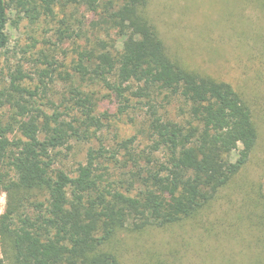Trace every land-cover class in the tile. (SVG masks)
<instances>
[{"label": "trees", "instance_id": "obj_1", "mask_svg": "<svg viewBox=\"0 0 264 264\" xmlns=\"http://www.w3.org/2000/svg\"><path fill=\"white\" fill-rule=\"evenodd\" d=\"M12 3L31 23L60 15L58 37L74 41V56L61 65L66 98L61 106L47 100L52 112L36 102L49 98L44 74L32 91L13 76L6 92L0 264H122L116 238L186 223L245 171L261 132L251 102L176 58L148 14L149 0H0V60ZM106 101L122 112L133 101L146 109L138 133L115 147L100 138ZM173 104L185 121L161 113ZM72 141L93 143L73 172L58 167L59 150ZM122 160L124 178L112 181L111 165Z\"/></svg>", "mask_w": 264, "mask_h": 264}, {"label": "rangeland", "instance_id": "obj_2", "mask_svg": "<svg viewBox=\"0 0 264 264\" xmlns=\"http://www.w3.org/2000/svg\"><path fill=\"white\" fill-rule=\"evenodd\" d=\"M14 5L6 30L9 45L0 60V113L9 116L11 112L7 111L6 92L13 76H21L20 86L32 91L43 74L49 98L36 102L52 112L47 100L61 106L68 92L62 66L74 56V41L58 37V31L63 30L60 15L31 23ZM148 14L181 63L233 84L251 102L261 132L245 171L198 216L171 228L116 238L122 264H264V200L260 199L264 195L259 193L264 187V0H149ZM45 57L56 65L49 67ZM176 105L164 106L161 113L183 122L184 111L181 114ZM99 112L107 114L100 138L108 147H115L119 140L138 133L146 109L133 101L122 112L119 105L106 101ZM92 146L91 142L72 141L59 150L58 167L73 172L85 163ZM134 148L140 151L143 146L137 142ZM236 158L234 153L232 160ZM124 164L122 160L111 165L112 181L124 178ZM6 204L2 193L0 216Z\"/></svg>", "mask_w": 264, "mask_h": 264}]
</instances>
